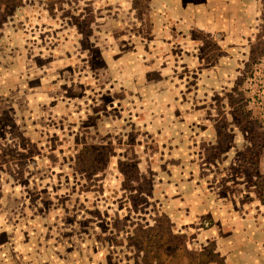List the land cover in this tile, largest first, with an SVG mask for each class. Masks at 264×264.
Returning a JSON list of instances; mask_svg holds the SVG:
<instances>
[{"label":"rangeland","instance_id":"obj_1","mask_svg":"<svg viewBox=\"0 0 264 264\" xmlns=\"http://www.w3.org/2000/svg\"><path fill=\"white\" fill-rule=\"evenodd\" d=\"M0 264H264V0H0Z\"/></svg>","mask_w":264,"mask_h":264}]
</instances>
